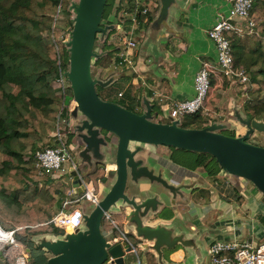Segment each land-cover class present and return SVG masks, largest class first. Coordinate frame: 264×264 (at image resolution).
I'll return each instance as SVG.
<instances>
[{"label":"water","instance_id":"95a60500","mask_svg":"<svg viewBox=\"0 0 264 264\" xmlns=\"http://www.w3.org/2000/svg\"><path fill=\"white\" fill-rule=\"evenodd\" d=\"M159 1L161 8L149 28L150 42L153 38L154 41L157 40L161 33L170 29L171 8L176 9L179 3V0ZM106 3L107 0H79L71 8L70 11L74 13L73 27L69 38L65 41L69 51L65 75L70 82L73 94V99L69 103L70 118L74 121V116L80 111L89 120L87 123H82L84 125L80 128L82 131L87 128L89 135H92L85 139L86 147L81 150L80 155L85 158L83 163H89L92 165L91 168L96 162L106 165V182L99 184L102 191L108 180H115V182L102 199L97 203L93 202L95 207L90 214L87 213L88 206L82 208L85 210L82 223L72 232L61 235L38 234L32 238L36 249L52 255L46 264H105L106 262L134 264L137 248L142 251L153 249L162 264L163 248L172 249L179 243L186 247H196V238H185V232H180L176 225L165 226L160 222L154 224L150 222L165 206L174 208L177 201L188 202V194H191L194 189L209 187L208 182L198 177L193 180L179 178L181 170H174L167 166V162L157 161L156 164L162 169L160 174H155L145 161H136V151L133 153L130 150V142L209 153L230 175L227 177L232 183L238 182L241 186V180L244 179L264 194V146L247 142L255 133H264V121L251 118L238 110L233 113V116L247 131L239 137H232L217 131L231 128L228 124L214 122L204 128H186L182 126L181 119L172 118L168 110L164 114L169 116L171 123L156 121L155 116L152 115L153 106L146 99L143 102L145 110L138 114L99 97L97 86L105 87L120 78L119 74H114L103 81L92 74L94 60L109 52L94 51L97 36L99 42L104 43L108 32L117 31L120 25L116 22L113 25L100 27ZM115 13L114 11L112 16ZM94 126L117 136L115 161L104 162L100 159L103 154L101 146H109L110 143L107 144L104 138H96L98 131H93ZM136 150H140V147ZM111 164H115L116 168H110ZM90 169L83 175H80L78 171H71L74 195L84 192L81 176L89 175ZM166 169L171 173V181L164 175L168 173ZM129 176L135 184V187H132V194L126 193ZM208 176L206 172L203 174L205 178ZM154 182L162 184L172 197L166 199L165 196L157 194L146 196ZM112 207H116L118 213L124 215L128 224L135 229L133 236L138 240L136 245L117 240L112 233L108 236L104 234L102 220L105 213ZM145 242L152 244L148 246Z\"/></svg>","mask_w":264,"mask_h":264},{"label":"trees","instance_id":"16d2710c","mask_svg":"<svg viewBox=\"0 0 264 264\" xmlns=\"http://www.w3.org/2000/svg\"><path fill=\"white\" fill-rule=\"evenodd\" d=\"M79 0H0V225L6 230H15L17 246L0 244L3 254L0 264H14L16 257L24 249H29V264H46L45 251L34 247L32 236L37 234H64L65 230L51 223L57 203L56 190L46 182L48 178L41 174L34 164L33 155L39 149L38 142L49 137L56 130V122L61 112V98L54 81L60 69L67 70L69 51L65 41L59 40L61 30L57 25V14L69 13ZM148 0H145V2ZM155 1L156 0H152ZM124 0H107L100 27L113 25V13L121 10ZM129 12L142 9L134 2ZM114 8V10H113ZM139 23L144 17L137 13ZM255 21L254 33L239 36L228 32L234 53V65L246 71L250 78V88L243 102L244 110L251 118L264 121V0H255L250 13ZM121 19V18H120ZM152 17L148 16L150 22ZM73 26V22L71 21ZM114 31L108 32L103 43V51H109L95 61L101 69L112 65H122L124 61L114 56L112 44L108 39ZM98 36L94 51L96 50ZM113 53V54H112ZM215 73L212 75L214 88ZM100 90V89H99ZM210 92V93H211ZM122 93V98L130 93ZM73 99L71 88L66 90V104ZM208 99L209 112L215 111ZM128 109L141 114L136 106ZM132 108V110H131ZM203 112L182 117V126L186 128H204L207 126ZM203 168L215 181L220 183L221 167L215 157L209 153H198L192 170ZM104 167H97L88 179L96 191L100 181H106ZM33 177L43 181L36 186L26 182ZM242 195L238 198L241 201ZM118 227L104 216L102 230L121 236L124 215H117ZM136 245L138 240L127 234ZM148 264H154L152 255H147Z\"/></svg>","mask_w":264,"mask_h":264},{"label":"crops","instance_id":"0c3cea01","mask_svg":"<svg viewBox=\"0 0 264 264\" xmlns=\"http://www.w3.org/2000/svg\"><path fill=\"white\" fill-rule=\"evenodd\" d=\"M229 3V0H179L178 6L170 15V29L161 33L157 40L154 41L153 38L151 42L149 41V28L154 19L148 21L149 15L153 17L150 12L144 17L146 19H144V23L131 26L134 31L133 36L139 37L140 32L142 33L140 37L143 40L141 43L137 38V46L128 52L126 47L123 48V52L125 51L127 54V62L119 67L117 74L120 75L118 80H122L125 85L124 90H120L119 93H125L124 97L128 92L130 93V97H126V101L130 105H137L140 111H144L143 102L145 99L148 100L153 106L152 115L155 116V120L162 122L161 116L163 118L169 107L179 101L191 99L194 96L195 76L203 62L215 64L217 60V48L209 38L208 31L216 23L219 14L226 13L230 7ZM156 7H158V3L152 1L149 9L151 11ZM239 90L230 88L220 90L221 96L213 92L212 96L210 94L209 100L218 99L216 102H212L215 107L213 113L220 115V118L211 121V123L228 124L232 130L238 126L240 127L238 135H241L245 132L244 128L233 116V113L238 110L247 115L243 106L246 96ZM228 95L231 96L227 97ZM225 98L227 100H224ZM206 108L209 111L208 106ZM260 134L255 133L252 137ZM166 162L167 166L174 170H183L177 165L172 166L168 161ZM184 168L186 170L183 179L197 178V171L193 172L191 168ZM46 177L48 178L46 183L56 190L57 203L54 210L58 212L61 201L70 199L67 195L70 189L64 195L60 192L57 184L61 180ZM225 182L230 191L216 188V186L227 188L223 185L224 181H220V183L213 181V186L209 184L210 194H213L212 200L204 199L202 195H199L200 199L194 202L193 190L191 194H188V202L177 201L174 208L165 206L154 216L152 222L149 221L150 224L160 222L165 226L176 225L180 232H185V238H196V247H186L179 243L172 249L163 248L162 264H209L208 248L206 249V247H210L216 240H241L255 243L264 240V194L254 185L249 188L246 185L248 181L244 179L241 180L239 190L235 189V184L229 179H226ZM64 183L70 185L71 188L69 176ZM190 195L193 196V199ZM241 195L242 199L239 201L238 198ZM163 212L164 215L160 217ZM111 215L118 225L117 217L115 218L120 215L118 209ZM204 219H210L208 225L203 224L202 220ZM122 223L124 226L122 235L116 238L117 240H121L124 234L134 235L135 232L125 217ZM69 231L67 232L69 233ZM205 237L207 245L204 247L203 239ZM145 244L150 246L152 243L145 242ZM203 253H207L206 261L203 260ZM2 254L0 246V256ZM46 254L48 257L52 256L49 252ZM147 255H152L154 264H160L153 249L142 251L138 248L134 264H148Z\"/></svg>","mask_w":264,"mask_h":264},{"label":"built area","instance_id":"2783aa9c","mask_svg":"<svg viewBox=\"0 0 264 264\" xmlns=\"http://www.w3.org/2000/svg\"><path fill=\"white\" fill-rule=\"evenodd\" d=\"M254 1L255 0H229L230 7L228 13L219 14L216 23L208 31L209 38L215 43L217 48V60L215 64L203 62L195 76L194 96L191 99L179 101L169 107V114L172 118L181 119L185 115L195 114L200 111L210 117L207 125L211 124L213 118H220L218 113L211 114L206 108L212 89V75L217 71L233 84H237L240 91L245 95L247 94L251 84L250 78L244 69L234 65V53L227 33L233 32L239 36L254 33L255 21L250 17ZM136 5H141L142 9L139 10L137 7L133 12L127 11L130 15L129 20L133 25H139L137 17L138 12L143 17H146L150 12L148 5H142L139 4V2H137ZM61 13L62 9L60 7L57 19ZM127 28L124 22H122L117 30V36L128 52L137 46V42L132 38L134 34L132 30L133 27L131 30ZM59 40L63 42L66 41V36L64 38L63 34H61ZM121 46H119V49H121ZM120 57L124 62H127V58ZM65 71L64 69H60V74L53 84L61 98V112L57 119L58 128L56 127L53 133L54 143L51 146L38 149L33 155L34 164L39 172L57 180H62L66 176H69L71 180V171H78L77 164L73 158L74 149L67 138L68 134L63 133L59 127L60 123H65L69 120V105L66 104L65 100L66 90L70 88V82L65 75ZM118 95L121 97L122 93ZM81 180V186L84 192L79 195H74L71 186L67 194L71 199L61 201L58 212L50 221L66 232L68 228L74 230L82 223L83 211L79 207H73L74 204L77 206L83 204L85 198H89L95 203L99 201L98 191H96L94 184L86 177L81 176ZM105 217L109 219L111 224L118 227L113 220V216L109 212L105 213ZM121 240L127 241L133 245L125 234L122 236ZM0 244L4 246H17L15 230H6L0 225ZM208 255L209 264H264V240L260 243L241 240H216L210 245ZM30 260L31 254L29 249H24L21 254L16 257L14 264H29Z\"/></svg>","mask_w":264,"mask_h":264},{"label":"rangeland","instance_id":"374dc122","mask_svg":"<svg viewBox=\"0 0 264 264\" xmlns=\"http://www.w3.org/2000/svg\"><path fill=\"white\" fill-rule=\"evenodd\" d=\"M120 1L121 0H119V3H120ZM132 2H134L135 4L137 2H139V4L150 6V4L152 3V0H148L146 2H145V0H124L122 7L120 8L121 10H118L117 15H114L113 19L115 21L119 22V24L124 22L125 26L128 27L127 29H130V30H131V26H133V24L129 20L130 15L128 13L129 12L128 8H130V6H131L130 4ZM156 2L158 3V7L152 8V10L150 11V14L153 16L152 17L153 19H155L157 17L159 10L161 8L160 1L156 0ZM119 6H121V3ZM113 10H114V8H113ZM174 10H175L174 8H171V14ZM228 11H229V9L226 11V13H228ZM73 15H74L73 11H69L68 14L65 12H62L58 16L57 25L59 26V28L61 30V34H63L64 38L66 36V40L69 38L70 32H71L72 27H73L71 24ZM169 21H171V19H169ZM140 34H142V33L139 32V34H138L139 37L132 36V38H134L136 40V42H138L137 38H139V41H141V43H142L143 38L140 37ZM108 44H112L111 48H112V52L114 53V56L120 55L123 58H126L127 54L125 53V51L123 52L124 46H123V43L119 41L116 30L109 37ZM119 46H121L122 49H119ZM96 50L98 52L103 50V43L98 42ZM119 67H122V65H119V66L112 65L109 69L104 70V69L99 68L95 64V60H94L93 65H92V74L94 77H98L99 79L106 81L109 78H111L114 74H117ZM123 67H124V65H123ZM124 88H125V85H124L123 81L117 80V81L110 83L109 85H107L105 87L97 86L96 90H97L99 97L102 100L115 103L119 106H122V107L128 109V107H131V106L126 101V98H122V97L118 96L119 91L124 90ZM229 88L239 90V87L237 84H233L226 77H224L220 72L217 71L216 79L214 81V88L211 92V96L213 95V92L215 94L221 96L220 90H228ZM240 92H242V91H240ZM231 95H228L227 97H230ZM224 100H227V98H225ZM240 101L242 102V100H240ZM221 108L223 109L222 106H221ZM131 110H132V108H131ZM142 112L143 111H141V113ZM68 119H69L68 122L60 123L59 127L63 133L68 134L67 138L69 140V143L71 144V146L74 149L73 158H74L75 163L77 164L78 172L81 175H83L84 172H87L92 167V165H90L87 162L83 163V160L85 158L83 155H80V154H82L81 150L84 149L86 147V144H87L85 142V139L92 137V135H89L87 128L84 129L83 131L80 130V128L83 127V125H84L82 123H85V122L87 123V122H89V120L87 117L83 116V114L80 111H78L77 115L74 116L75 122L70 118V116L68 117ZM161 119H162V123H171L169 116H166L165 114L163 115V118L161 116ZM209 119H210V117L206 116L204 118L205 123L208 124ZM215 120H217V118H213V121H215ZM181 121H182V118H181ZM56 127H57V122H56ZM238 129H240V127L237 126L233 130L229 128V129H220L217 131L219 133H222V134H225L228 136L239 137L240 135H238ZM95 130L98 131L96 138H99V139L104 138V139H106L107 144L110 143L109 146H101V151L103 154H102L100 159H102L104 162L115 161V158H116L115 150L117 148V141H118L117 136L115 134H113L112 132H109L105 129H102V128H99L96 126H94V128H93V131H95ZM244 131L246 132L247 129L244 128ZM54 132H55V130L50 134L49 137L43 138L41 141L38 142L39 149L53 145V143H54L53 133ZM261 134L255 136V137L249 138L247 140V142H249L251 144L259 145V146H264V133H261ZM138 147H140V150H136V148H138ZM129 148L133 153H135V151H136V154H135L136 161H140V160L145 161V163L148 166H150L151 170H153L155 174H160L161 169H162L161 167H159L156 164L157 161H160L162 163L168 161L170 164H172V166L177 165L179 168L184 169V167H187V168L192 169V166L194 165V162H195V158L197 157V154H198V152H193V151H189V150H185V149H179V148H175V147H167L165 145H155V144H150V143L130 142ZM129 159H130V157H129ZM92 162L94 163L93 160H92ZM112 166H114V164L109 165L110 168H112ZM97 167H104L105 173H106V165L104 163H98L97 164V162L94 164L93 168L90 169V173L94 172V170ZM166 171H168V173L164 172L165 173L164 175H165L167 180L171 181V173L169 172L168 169H166ZM184 171L185 170H183V171L181 170V172L179 173V178L184 177V173H185ZM195 171H197L196 176L199 179H206V181H209V184H211L213 186V179L211 177H207V178L203 177V174L205 173L203 168H197L196 170H193V172H195ZM227 176L229 177L230 175L221 168L220 178H221V181H224V183H223L224 186H227L226 185L227 183L225 182V180L228 179ZM88 177H89V175L86 176V178H88ZM105 177H106V174H105ZM67 178H68V176L64 177L61 181H58V183H57L59 188H60V192L64 195L70 189V185H66L64 183V181L67 180ZM26 182L30 183L34 189H36V186L38 184H40L39 186L43 185V181H41L37 177H33L32 179H27ZM100 182H106V181H100ZM114 182H115V180H108V183L106 184L105 189L103 191H102V188L98 189L97 194H98L99 200L102 199L109 192V190L113 187ZM246 185L249 188L254 187L251 182H248ZM133 186L135 187V184H133V182L131 180V176H129L128 182H127V189H126L127 194H132V187ZM234 186H235V189H237V190L240 189V185L238 182ZM216 188H218L219 190L221 189L222 191H230L229 186H227V188L226 187L220 188V187L216 186ZM249 188H248V191H249ZM197 189H194V191H196ZM195 193L196 192L193 193V196H195L194 202H197V200L200 199V197H199L200 194L196 193V195H195ZM147 194H149V195H152V194L156 195L157 194V195L162 196V197L165 196L166 199H168V197L169 198L172 197V195L169 193V191L166 190V188L162 184L156 183V182H154L152 184L151 190H149L147 192ZM190 196H191V199H193V196L192 195H190ZM202 197H204V199L212 200L213 194H210V192L205 190L202 193ZM83 205L81 204V205L77 206L76 204H74L73 207H80V209L82 210V208H84L85 206H88L89 208H88L87 213H89V214L95 207V204L89 198L84 199ZM82 211H85V210L83 209ZM115 211H116V207H112L109 210V213L112 214ZM56 212H55V214H56ZM163 215H164V212L160 215V217H162ZM209 220L210 219L202 220L203 224L208 225ZM69 232H72V230ZM104 234H106L108 236V234H111V233H109V232L106 233L104 231ZM32 237H35V235ZM206 242H207V240L205 237L203 239L204 247L207 245ZM207 248L209 249L208 246L206 247V249ZM206 254L207 253H203V260L204 261H206ZM105 264H109V263L106 262Z\"/></svg>","mask_w":264,"mask_h":264},{"label":"flooded vegetation","instance_id":"af4514ba","mask_svg":"<svg viewBox=\"0 0 264 264\" xmlns=\"http://www.w3.org/2000/svg\"><path fill=\"white\" fill-rule=\"evenodd\" d=\"M208 177H210V176H208ZM208 184H209V181H208ZM211 185V184H210ZM205 190H207L208 192H210L209 190H210V186L209 187H205V188H198L196 191H194V192H196V193H199L200 195H202V193H203V191H205Z\"/></svg>","mask_w":264,"mask_h":264},{"label":"bare ground","instance_id":"6f19581e","mask_svg":"<svg viewBox=\"0 0 264 264\" xmlns=\"http://www.w3.org/2000/svg\"><path fill=\"white\" fill-rule=\"evenodd\" d=\"M114 168H116L115 164H114ZM68 230H72V228H68Z\"/></svg>","mask_w":264,"mask_h":264}]
</instances>
